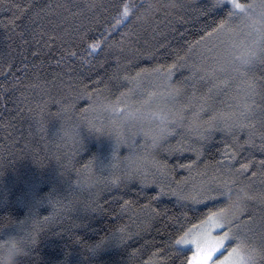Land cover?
<instances>
[{
  "label": "trees",
  "instance_id": "obj_1",
  "mask_svg": "<svg viewBox=\"0 0 264 264\" xmlns=\"http://www.w3.org/2000/svg\"><path fill=\"white\" fill-rule=\"evenodd\" d=\"M68 2L0 0V228L11 224L4 235L13 234L22 242L20 264H187L192 251L178 253L175 238L210 210L234 202L235 224L259 233L264 218L259 199L264 192V129L215 133L196 145L199 157L193 151L163 153L158 162L167 166L164 173L156 167L144 184L123 181L115 167L102 179L95 174V163L97 170L110 161L118 166L117 157L123 155V149L112 155L110 139L84 130L78 145L54 139L56 114L68 109L78 90L86 86L92 95L106 84L114 86V74L135 75L173 64L177 54L183 57L190 44L211 31L206 26L226 9L211 10L213 0H131L136 7L120 22L118 12L128 0H75L82 15L71 17L61 10L59 16H35V5ZM93 3L97 6L89 9ZM94 42L99 47L89 55ZM88 107L87 100H79L73 110L83 113ZM89 164L91 172H85ZM244 164L249 167L241 173ZM225 176L236 180L231 197L189 205L172 195L202 184L215 186ZM240 188L257 198L247 199L243 192L238 198ZM120 228L125 231L119 233ZM114 231L124 236L122 243L107 240L90 250Z\"/></svg>",
  "mask_w": 264,
  "mask_h": 264
},
{
  "label": "clouds",
  "instance_id": "obj_2",
  "mask_svg": "<svg viewBox=\"0 0 264 264\" xmlns=\"http://www.w3.org/2000/svg\"><path fill=\"white\" fill-rule=\"evenodd\" d=\"M241 2L242 10L226 9L214 20L223 24L213 23L211 35L188 48L171 71L114 74V86L106 84L92 95L78 90L68 109L56 114L54 139L78 145L82 130L110 139L113 152L124 150L115 170L128 181L154 176L158 157L171 154L178 143L196 146L218 132L236 135L264 129V0ZM79 100L89 103L83 113L73 110ZM112 165L110 161L97 170L95 163V174L101 179L112 174ZM85 179L82 174L81 183ZM12 227L0 228V264H20L24 254L17 237L4 235Z\"/></svg>",
  "mask_w": 264,
  "mask_h": 264
},
{
  "label": "snow or ice",
  "instance_id": "obj_3",
  "mask_svg": "<svg viewBox=\"0 0 264 264\" xmlns=\"http://www.w3.org/2000/svg\"><path fill=\"white\" fill-rule=\"evenodd\" d=\"M34 5L32 3L28 4V8L31 9ZM38 10L35 13L36 17L43 19L44 16L50 15H62L63 12L69 13L71 17H77L82 15L80 4L76 3L75 0H70L68 3H57L54 6L52 4H44L42 6L35 5ZM96 4L88 5L89 9L96 7ZM136 5L128 0V2L123 4V11L118 12L117 19L122 22L124 19L129 17V14L135 9ZM214 7L216 9L225 10L231 9L233 11L242 10L245 5L241 0H215ZM72 9H77L78 11L73 12ZM62 10V11H61ZM23 11V9H21ZM44 14L42 16L41 14ZM231 14V11L229 12ZM68 17H64L66 20ZM51 24L52 22L49 21ZM216 27H220L223 24V20L216 22ZM211 27V26H206ZM215 29L211 27V31H206L205 37L211 35V32ZM44 33L42 32L41 35ZM203 37L202 39H204ZM198 42V41H197ZM196 42V43H197ZM27 43V41H25ZM193 44L189 45L191 48ZM89 52L91 55L99 47L98 42L91 44ZM70 55L75 56L76 53L72 52ZM183 57L177 54L176 61L171 65H158L151 71H161L167 72L171 71L175 66L176 62ZM85 63H90V61L85 58H81ZM142 71H148L147 69ZM0 74H3L0 72ZM86 89V86H85ZM262 139H264V133L261 134ZM174 151H193L196 153L197 157L201 155V149L191 144L178 143ZM114 157H117V153L113 152ZM118 159V157H117ZM91 163V162H90ZM195 163V162H193ZM220 163V162H218ZM117 167V165H112ZM156 167L161 170L162 174L166 169V165L157 162ZM191 170V165H186ZM249 165H241L239 172H244L247 170ZM85 172H91V167L89 165L84 166ZM255 175V173H253ZM115 180H119L120 177L116 176ZM149 182L148 177L141 179V183ZM151 182L155 183L153 179ZM236 184V180L230 176H225L221 178L215 186L212 184H202L199 188L193 187L191 192H185L183 190L172 191V195L176 196L178 200L187 201L189 205H199L204 204L208 200H215L219 196L231 197L233 192V185ZM165 191L164 186H160V192L163 194ZM171 191V189H170ZM244 193V197L247 199H255L256 196H251L244 192L243 188H240L237 193L238 198H240V193ZM259 199L264 202V192L259 194ZM242 202V200H241ZM126 205L131 202L126 201ZM146 205L145 207H149ZM237 204L234 202L228 208H219L216 211H209L205 214V218L200 221L199 224H193L187 231H182L174 240V246L178 253L186 255V249L192 251L191 257L187 260V264H264V218H261L260 232L257 233L251 227L241 228L239 225L235 224L238 219L236 213ZM196 211L195 209H190ZM124 228L119 229V233H123ZM222 231V234H214ZM115 239L119 243H122L124 236L119 235L117 232H112L111 236H106L102 238L96 245L91 246V251H95L96 248L101 247L105 241ZM229 245H232L229 248ZM227 255H224V252ZM157 253L156 255H158ZM222 256V259H217V257ZM149 264H152L150 261Z\"/></svg>",
  "mask_w": 264,
  "mask_h": 264
},
{
  "label": "rangeland",
  "instance_id": "obj_4",
  "mask_svg": "<svg viewBox=\"0 0 264 264\" xmlns=\"http://www.w3.org/2000/svg\"><path fill=\"white\" fill-rule=\"evenodd\" d=\"M214 234H222V231H220V232H217V233H214ZM191 255H192V253H191ZM224 255H227V252L224 254ZM191 257V256H190ZM223 257L221 256L220 258H217V259H222Z\"/></svg>",
  "mask_w": 264,
  "mask_h": 264
}]
</instances>
